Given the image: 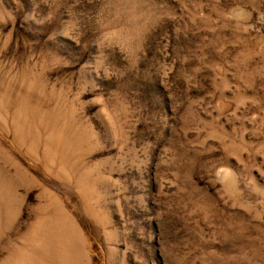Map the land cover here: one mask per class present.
<instances>
[{
	"label": "rangeland",
	"instance_id": "rangeland-1",
	"mask_svg": "<svg viewBox=\"0 0 264 264\" xmlns=\"http://www.w3.org/2000/svg\"><path fill=\"white\" fill-rule=\"evenodd\" d=\"M0 264H264V0H0Z\"/></svg>",
	"mask_w": 264,
	"mask_h": 264
}]
</instances>
